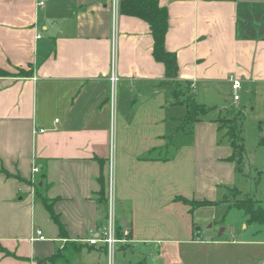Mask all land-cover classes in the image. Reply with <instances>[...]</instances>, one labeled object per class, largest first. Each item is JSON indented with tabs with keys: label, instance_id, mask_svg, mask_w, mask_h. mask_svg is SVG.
I'll return each instance as SVG.
<instances>
[{
	"label": "crops",
	"instance_id": "obj_1",
	"mask_svg": "<svg viewBox=\"0 0 264 264\" xmlns=\"http://www.w3.org/2000/svg\"><path fill=\"white\" fill-rule=\"evenodd\" d=\"M38 1L0 0V246L10 253L0 251V264H108L105 245L88 239L106 223L111 157L116 264H264L263 230L243 218L228 238L202 239L195 228L199 210L225 205L238 183L216 120L233 96L231 76L241 79L233 99L243 137L249 124L264 144V0H160L176 80L153 55L149 22L121 11V0L116 16L112 0ZM189 94L211 108L190 123Z\"/></svg>",
	"mask_w": 264,
	"mask_h": 264
},
{
	"label": "trees",
	"instance_id": "obj_2",
	"mask_svg": "<svg viewBox=\"0 0 264 264\" xmlns=\"http://www.w3.org/2000/svg\"><path fill=\"white\" fill-rule=\"evenodd\" d=\"M159 2L160 0H121V11L139 16L149 22L154 40L153 55L158 61L164 63L167 77L171 80H176L179 71L177 57L174 52L167 50L165 46V39L169 30L168 9L166 6H160ZM184 102L187 104L188 108V123L199 120L201 115L208 114L211 110V108L197 102L190 94ZM226 110L228 111L227 114H221L216 120L220 123L226 122L230 124L231 132L229 128L226 136L233 146V153L229 156V159L234 160L238 166H240L244 160H246V148L240 124L243 113L241 109L227 108ZM230 113L235 115L233 119L228 117ZM220 127L223 128V125L221 124ZM230 190L234 192L236 197L234 201L228 202L229 207L227 211L236 208L241 211L247 226L253 225L258 227L256 233L264 230V204L262 200L253 197L250 193L244 194L236 187H232ZM39 195L44 201L51 218L60 227L61 231L64 232V225L60 220L59 214H57L53 208V202L43 197L42 194L39 193ZM104 197L106 198L105 188ZM182 200L189 203L192 207L211 206L217 203L210 200L188 201L185 198H182ZM223 201H226V197ZM225 215L223 218H225ZM0 251L10 254L9 251L2 246H0Z\"/></svg>",
	"mask_w": 264,
	"mask_h": 264
},
{
	"label": "rangeland",
	"instance_id": "obj_3",
	"mask_svg": "<svg viewBox=\"0 0 264 264\" xmlns=\"http://www.w3.org/2000/svg\"><path fill=\"white\" fill-rule=\"evenodd\" d=\"M244 100L246 99L244 98ZM237 104L238 101L233 99L231 93V97L227 101L228 108L236 109ZM227 112V110L224 111L225 114H227ZM228 115V117L232 119L235 117L233 113ZM221 124L226 131H223L222 136L224 135V137L227 138L225 133L227 134L229 128L231 132L230 124L226 122ZM246 126V129L244 128V137L248 141L247 145H245L246 160H244V162L238 166V183L236 188L244 194L250 193L253 197L262 200V203L264 204V144H260L259 139L255 143V138L259 134L257 128L255 129L249 124ZM235 197L236 195L234 192L229 190L228 196H226V201H224L225 205L219 207L213 206L199 210V212L196 214L199 223L195 226V228H201L198 230L200 238H209L208 236H211L212 234H216V236L222 235L223 238L231 237L232 227L236 226V223H238V221L243 218L241 211L237 210L236 208H232L231 210L227 211L226 205H229L230 202L234 201ZM223 214H226L225 219L224 221H221L222 217H224ZM223 229L225 231H223ZM261 233V235L264 236V230L261 231Z\"/></svg>",
	"mask_w": 264,
	"mask_h": 264
},
{
	"label": "built area",
	"instance_id": "obj_4",
	"mask_svg": "<svg viewBox=\"0 0 264 264\" xmlns=\"http://www.w3.org/2000/svg\"><path fill=\"white\" fill-rule=\"evenodd\" d=\"M46 1L47 0H39L38 5L43 6L45 5ZM112 3H113L114 14L116 16L118 13L119 0H112ZM117 60H118V49L116 43V33H114L113 49H112V66H111V73L109 76V84H110L109 101L112 111H114V108L116 106L117 89L120 80V76L117 70ZM231 81H232L233 97L235 100H239L241 79L238 77L231 76ZM41 131L43 132L44 129H41ZM38 170L39 168L35 166L34 171L36 172ZM107 180L108 181H107V191H106V206H107L106 223L102 227V232L88 239V243L91 245H97L99 243L104 244L108 255V264H115L116 251L118 248V244L122 241V239L118 237V219L116 212V207H117L116 174H115V161L113 157H111L110 159L109 174ZM38 233L42 239L45 238L42 230H38Z\"/></svg>",
	"mask_w": 264,
	"mask_h": 264
}]
</instances>
